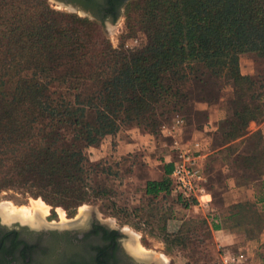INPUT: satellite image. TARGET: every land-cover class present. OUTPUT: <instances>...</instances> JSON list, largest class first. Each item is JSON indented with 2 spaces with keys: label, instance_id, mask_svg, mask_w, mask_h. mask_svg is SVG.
<instances>
[{
  "label": "trees",
  "instance_id": "obj_1",
  "mask_svg": "<svg viewBox=\"0 0 264 264\" xmlns=\"http://www.w3.org/2000/svg\"><path fill=\"white\" fill-rule=\"evenodd\" d=\"M124 17L128 33L137 28L145 36L139 49H112L95 21L51 11L42 0H0V191L40 198L70 216L107 197L108 190L85 182L103 170L88 160L87 148L122 129L154 136L165 115L190 113L192 85L223 80L231 88L228 116L205 109L210 119L196 129L215 131L219 146L261 122L264 87L240 73L239 57L264 58V0H131ZM219 92L195 101L208 104ZM252 137V150L231 155L240 173L222 186L236 189L240 200L209 214L212 230L247 238L264 230V134L256 130L243 141ZM170 170L165 163L144 193L194 206L171 192ZM188 232L166 236L181 245ZM256 255L264 264V244Z\"/></svg>",
  "mask_w": 264,
  "mask_h": 264
},
{
  "label": "rangeland",
  "instance_id": "obj_2",
  "mask_svg": "<svg viewBox=\"0 0 264 264\" xmlns=\"http://www.w3.org/2000/svg\"><path fill=\"white\" fill-rule=\"evenodd\" d=\"M42 1L51 11L94 21L53 0ZM125 7L115 24L100 25L95 22L112 49L119 47L139 49L145 44L146 39L137 28L134 29L133 34L125 29ZM239 71L258 81L261 87H264V58H257L252 54L241 55ZM261 89L260 91H264ZM211 90H220L212 102L205 104L195 101L198 96H207ZM189 92L193 99L189 104L190 113L179 112L165 115L166 121L162 122L154 136L146 135L135 128L122 129L114 137L105 136L87 148L88 160L93 163L100 162L103 170L100 173H89L85 182L92 189L108 190L107 197L82 204L70 216L62 208L51 207L40 198L33 199L14 190H2L0 191V219L6 222L16 218L20 219L19 221H34L36 217H39L43 221L44 215L50 214L51 218L58 216L60 220L79 216V221H81L85 218V214L92 212L99 221L118 229L124 247L134 256L147 260V263L219 264L222 252L226 249L219 247L217 241L213 240L208 220L211 214L209 208L216 204L221 205L224 179L232 178L234 173H240L231 165V155L252 150L255 143L254 138H249L248 141L243 140L250 137L256 130H261L264 134V116L259 124L248 123L244 138L223 146L217 144L219 136L214 134L215 131L202 133L207 143L204 159L205 188L210 195V202L206 206H192L186 209L179 207L170 197L151 200L144 193L145 183L162 178L163 157L169 154L171 143V139L161 132V127L169 125L175 117H181L185 122L182 138L188 140L192 131L202 128L210 119L205 109H225L228 116L231 88L223 80L217 81L215 87L209 82L202 89L192 85ZM162 110L158 108L157 112ZM197 138L203 142L201 137ZM205 199L207 198L204 197L203 200ZM37 203L45 206V213H34L32 208ZM170 209L172 218L168 217ZM202 221H205L206 225H202ZM185 229L189 231L186 242L181 245L170 244L167 237ZM237 250L233 248L228 251L241 252L245 256L244 251Z\"/></svg>",
  "mask_w": 264,
  "mask_h": 264
},
{
  "label": "flooded vegetation",
  "instance_id": "obj_3",
  "mask_svg": "<svg viewBox=\"0 0 264 264\" xmlns=\"http://www.w3.org/2000/svg\"><path fill=\"white\" fill-rule=\"evenodd\" d=\"M129 1L53 0L100 25L115 24ZM44 217V222L39 217L34 221L0 219V264H151L130 253L120 231L92 212L81 221L79 216Z\"/></svg>",
  "mask_w": 264,
  "mask_h": 264
},
{
  "label": "built area",
  "instance_id": "obj_4",
  "mask_svg": "<svg viewBox=\"0 0 264 264\" xmlns=\"http://www.w3.org/2000/svg\"><path fill=\"white\" fill-rule=\"evenodd\" d=\"M184 126V120L175 117L169 125L161 127V132L171 139L166 162L171 165L169 173L171 192L183 201H195L194 206H206L210 202V195L205 188L206 148L199 138L184 140L182 138ZM204 197L207 199L203 200ZM244 261L245 257L241 252L223 250L219 264H242Z\"/></svg>",
  "mask_w": 264,
  "mask_h": 264
},
{
  "label": "crops",
  "instance_id": "obj_5",
  "mask_svg": "<svg viewBox=\"0 0 264 264\" xmlns=\"http://www.w3.org/2000/svg\"><path fill=\"white\" fill-rule=\"evenodd\" d=\"M190 135V139L197 138L198 136L201 137L203 139V146L204 148L206 147V139L202 137V133L200 131H192ZM167 155L163 157L164 164L168 161ZM251 193L254 194L253 189L251 190ZM221 198V205L216 204L215 206H210L209 210L211 213H217L229 205L238 203L240 200L239 193L234 188H228V190L222 194ZM211 234L213 236V240L217 241L219 247L230 251L233 248L238 249L237 251H244L245 261L242 264H261V262L257 259L256 253L259 250V247L264 244V230L254 238H247L242 232L227 228L211 230Z\"/></svg>",
  "mask_w": 264,
  "mask_h": 264
},
{
  "label": "bare ground",
  "instance_id": "obj_6",
  "mask_svg": "<svg viewBox=\"0 0 264 264\" xmlns=\"http://www.w3.org/2000/svg\"><path fill=\"white\" fill-rule=\"evenodd\" d=\"M32 210H33L34 213H36V214H37V213L42 214V213H45L46 208H45V206H43L41 203H37V204L33 205Z\"/></svg>",
  "mask_w": 264,
  "mask_h": 264
},
{
  "label": "water",
  "instance_id": "obj_7",
  "mask_svg": "<svg viewBox=\"0 0 264 264\" xmlns=\"http://www.w3.org/2000/svg\"><path fill=\"white\" fill-rule=\"evenodd\" d=\"M84 15V14H83ZM88 18H91L89 15H86Z\"/></svg>",
  "mask_w": 264,
  "mask_h": 264
}]
</instances>
